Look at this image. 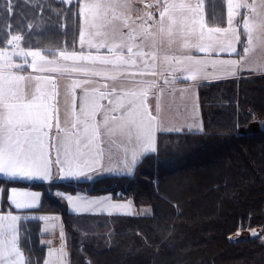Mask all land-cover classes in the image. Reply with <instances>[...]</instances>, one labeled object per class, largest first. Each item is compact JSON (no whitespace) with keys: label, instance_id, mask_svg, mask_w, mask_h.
Segmentation results:
<instances>
[{"label":"trees","instance_id":"1","mask_svg":"<svg viewBox=\"0 0 264 264\" xmlns=\"http://www.w3.org/2000/svg\"><path fill=\"white\" fill-rule=\"evenodd\" d=\"M55 2L67 9V24L32 28L48 43L41 46L47 53L74 49L78 38V6ZM221 3L210 1V21L221 20ZM25 4L17 0L18 18ZM0 12L3 44L12 30L5 31L8 12ZM23 27L26 44L37 46L34 33ZM199 104L203 129L160 133L157 153L144 156L131 175H106L74 185L0 178V185L43 190L39 211L62 214L70 264H264V73L203 81ZM55 186L109 192L135 206L149 205L151 212L107 218L88 226V235L80 238L70 221L73 215L52 191ZM33 223L21 246L32 264H40L44 251ZM251 229L260 235L250 237ZM239 230L248 234L242 237Z\"/></svg>","mask_w":264,"mask_h":264},{"label":"snow or ice","instance_id":"2","mask_svg":"<svg viewBox=\"0 0 264 264\" xmlns=\"http://www.w3.org/2000/svg\"><path fill=\"white\" fill-rule=\"evenodd\" d=\"M5 2L14 7L12 0ZM67 2L70 6L73 3L78 6V51L61 50L58 59L55 55L49 59L40 51H25L24 48H13L9 55L7 49L0 45V174L4 176L51 181L54 164L58 179H79L95 171L97 165L102 166V153L97 147L98 130L86 123L80 128L72 124L70 129H65L60 123L58 111L49 103L55 83L52 79H46L47 75H24L25 66L31 68L33 73H57L56 70L76 64H111L114 59L122 58L131 66L143 63L145 68L151 69L146 74L159 75L164 78V83L170 84L176 79V73H185L183 79L189 81L207 79L209 69L212 74L219 71L234 75L240 63L237 59L220 58V54L239 55L237 44L241 41V33L234 21L239 9L250 7L247 0H227V27H206L204 0H196L195 3L192 0H154V5L150 7H155L158 20L152 11L132 20L128 14L117 12L118 8L128 7L127 3L121 4L118 0ZM252 11H255V7H252ZM242 28L247 44L251 45L252 25L247 18L243 19ZM177 37L184 54H158V40L170 46ZM19 40L21 36L14 35L7 40V44L12 45ZM146 40H151L148 50H144ZM248 51L249 48L245 47L244 52ZM193 52L204 55H194ZM17 56L21 57L22 62H14L13 57ZM157 66L159 73L156 72ZM22 82L30 84L31 90L22 88ZM155 86L150 83L145 94ZM171 131L179 133L181 129ZM108 134L119 135L129 142L135 140L136 147L127 151L119 161L121 169L128 174L133 172L141 157L157 153L156 118L149 111V106L145 111L136 110L119 119L114 118ZM38 196L12 189L10 203L18 210L31 209L36 206ZM65 198L77 208H91L93 205L127 208L129 211L125 214H131L130 205L108 204L107 200L81 201L80 197L74 199L72 196ZM20 219L19 215L11 212L0 214V264H30L20 248L17 226ZM252 235L257 234L253 232ZM63 238L61 230V240ZM64 254L63 246L49 248L50 259L43 264H64Z\"/></svg>","mask_w":264,"mask_h":264},{"label":"crops","instance_id":"3","mask_svg":"<svg viewBox=\"0 0 264 264\" xmlns=\"http://www.w3.org/2000/svg\"><path fill=\"white\" fill-rule=\"evenodd\" d=\"M144 0H118L119 3H127L128 7L126 8H118L117 12L128 14L130 17L133 16L132 20H136L138 16L143 17L147 12V8L143 5ZM154 3V0H150ZM212 0H204V17L206 27H227V0H220L221 6L218 7V12L220 16H222L220 21L212 22L209 19L208 11L209 4ZM261 0H247V2L258 3ZM196 0H192V3H195ZM264 2V0H263ZM240 10V11H239ZM239 15L244 17L246 11L249 13L252 12V7L250 8H241L239 9ZM159 16L157 17V20ZM136 26V25H133ZM9 27V26H8ZM155 31V29H153ZM22 32V31H21ZM79 33V29H78ZM26 34V33H25ZM24 33H19L21 36V40H19V46L27 50L43 49V47L39 46H28L26 44V37ZM12 36L11 33L7 35L4 39L2 45L3 48L9 49L12 45L7 44V40ZM79 35L75 44L74 49H69L67 51L79 50ZM151 44V40L145 41L144 50H148V45ZM156 51L159 55H182L183 50L180 48L179 37L176 38V42L171 44L170 46L165 43H160L157 41ZM242 42L240 41L237 44V49L239 55L228 53L220 54V58L225 59H237L240 61L236 66L235 74L226 73V72H216L212 74V70L209 69V75L207 79L198 78L196 81H189L183 79L185 73H176V79L170 83H164V78L159 75H148L146 73L150 72L151 69L145 68L143 63H137L135 66H131L126 62H123L122 58H116L109 63H83L76 64L75 66L65 67L59 70H56L57 73H33L31 68L26 67V71L23 73L24 75H28L32 73L33 75H47L46 79L53 80L55 83L54 94L51 95L50 105L53 109L58 111L59 120L61 125L65 129H70L72 124H75L77 128L86 125L98 130L99 138L97 141V147L102 153V166L97 165L95 171L88 172L87 177H82L79 179L69 178V179H58L56 174L55 165L53 164V172L51 176V181H39V180H26V179H13L3 174H0V178H4L7 180H17V181H26L28 183H63V184H76V183H87L89 184L96 178L106 176V175H131L126 171L122 170L119 166L120 159L126 154L127 151L136 147L135 140L133 139L131 142L120 137L119 135L110 136L108 134V128L111 126L114 118L119 119L125 116L129 112H134L136 110L145 111L147 106H149V111L156 118V128H157V137L160 133H174L175 131H163L160 130V119L158 117V111H164V108L160 107L159 97L160 95L170 94L172 88L176 87L179 89L182 86H186L188 84H196L198 90L199 85L203 81L224 78V77H235L240 76L245 73H254V74H262L263 70H256L245 68L248 66L249 61L246 60V53L244 52V48L241 47ZM47 53L41 51L49 59L53 58L55 55L58 59V53ZM194 55L203 56L202 53H195ZM31 60V58H28ZM14 62L22 61L21 57H13ZM63 63V62H62ZM246 63V66H245ZM119 65L118 67H114L113 65ZM160 68L157 66L156 72L159 73ZM150 83L155 84V87L151 88L150 92L146 93L147 87ZM190 86V85H189ZM189 86H186L188 88ZM21 87L26 91L31 90L30 84H24L22 82ZM200 109V104H199ZM200 116H201V111ZM202 119V118H201ZM203 122V121H202ZM204 126V125H203ZM162 127V126H161ZM163 127L164 124H163ZM203 129V128H202ZM201 129V130H202ZM200 130V131H201ZM54 131V129H53ZM188 131V130H183ZM182 132V131H181ZM193 132V131H191ZM197 132V131H196ZM147 155V154H146ZM143 157H141L142 159ZM140 159V160H141ZM139 160V161H140ZM138 161V162H139ZM137 162V164H138ZM12 189H15L20 192H28L39 194L38 199H35L36 206L31 209H16L10 203V195ZM53 193L56 194L61 200L64 202L66 207V212L77 214V215H90L92 213H97L100 210L101 206L93 205L91 208L88 207H75L74 205H70L65 197L72 196L74 199L76 197H80L81 201L84 200H99L104 201L107 200L108 204L114 205H130V212L132 211V204H134L129 199H117L112 193L106 192L101 194H92L89 192L88 187L85 188H76L75 190H70V188L55 186L52 189ZM62 194V195H58ZM29 199H33L29 197ZM43 200V190L32 187L30 185L22 186V185H9L5 189L0 185V214H8L11 212L13 215H19L21 219L17 222L19 238H20V248L21 251L27 261L28 257L21 246V241L28 236V229L34 225L33 222H37L40 232V244L43 246L44 254L42 259H40V264L46 259H50L48 256L49 248H56L55 244L59 243V234H61V230L64 233V220L61 213H43L39 211V207ZM121 209L120 212L113 214H122L129 211L127 208H117ZM105 213V212H103ZM40 217H45L46 219H40ZM55 218V219H50ZM54 225V227H53ZM31 226V227H30ZM61 242L64 246V256L63 262L64 264H70L69 250L68 245L64 241ZM51 242L50 244L48 242ZM31 260V259H30ZM32 264V261H29ZM35 263V262H34Z\"/></svg>","mask_w":264,"mask_h":264},{"label":"rangeland","instance_id":"4","mask_svg":"<svg viewBox=\"0 0 264 264\" xmlns=\"http://www.w3.org/2000/svg\"><path fill=\"white\" fill-rule=\"evenodd\" d=\"M36 1L27 0V3L25 4V11H23L24 14L21 15L22 19L15 16L17 9V0H12L14 7H10L9 4L5 2V0H0V9L4 12H8V14L5 15V20L7 21L5 25L6 32L7 29H9L8 26H11L12 36L18 35L19 33H23L20 32V29H22V27L25 25L23 29H26V31L28 32L30 31L34 33L33 36L35 41L37 42L36 45L41 47L46 46L48 43L43 42L44 40L42 36H40L39 39V35L32 28L35 29L38 26H42L44 24H53L55 22H58V26L59 23L62 24L61 27L63 28L67 24L68 11H66L67 9L64 6L61 7L60 5H58V3L55 2L56 0H41V2H38V4L36 3ZM247 3L250 7H255V11L249 13L247 10L244 17L237 15L234 21V23L237 25V30L241 33V47L249 48V51L246 53V60L249 61V64L245 68L254 70H256L257 68L258 70H263L262 72H264V2L263 0H261L258 3ZM29 6L32 9H30ZM42 17L46 20L42 21ZM132 18L133 16H131V19ZM244 18H247L252 25L251 45L247 44V37L243 34L242 21ZM19 23H21L23 26L18 27ZM1 31L2 28H0V32ZM29 43L32 44L35 42L29 41ZM13 48H21L19 46V41H15L12 44V47L7 49L9 55L12 54ZM37 51H40V49H37ZM41 51L45 52L44 49H41ZM16 62L20 63L22 61ZM186 86L189 87L186 88ZM186 86H182L179 89L174 87L172 88L170 94L160 95L159 104L160 107L164 108V111H158L157 114L160 119V125L162 124V127L160 126V130L172 132L171 130L180 128L181 131H200L203 128L204 124L199 112V90L194 83L188 84ZM163 124L165 127H163ZM132 207L133 208L130 216L144 215L151 212V206L149 205L135 206L134 204H132ZM100 208V210H96L99 212L92 213L90 215H77L71 213L73 216L70 218V221L80 238L82 236L86 237L88 235V226H98V224H100L101 222L106 221L107 218L115 217L117 215H128L125 213L113 214L120 212L121 209L108 208L105 206H101ZM246 233L248 234V232H243L240 236L244 237L246 236ZM59 235V243L55 244V246L60 248L64 245L61 243L63 242L61 240V234ZM65 240L66 236L64 238V241Z\"/></svg>","mask_w":264,"mask_h":264},{"label":"built area","instance_id":"5","mask_svg":"<svg viewBox=\"0 0 264 264\" xmlns=\"http://www.w3.org/2000/svg\"><path fill=\"white\" fill-rule=\"evenodd\" d=\"M143 4L147 8V12L148 11H152L153 14H154L155 19H157L158 13L156 12L155 7H150V6L154 5V3L152 1H150V0H144Z\"/></svg>","mask_w":264,"mask_h":264},{"label":"water","instance_id":"6","mask_svg":"<svg viewBox=\"0 0 264 264\" xmlns=\"http://www.w3.org/2000/svg\"><path fill=\"white\" fill-rule=\"evenodd\" d=\"M253 232H255V233L257 234L256 236L260 235V233H261L260 230H258V229H251V230L249 231V236H250V237H256V236H253V235H252ZM237 234L241 235V234H242V231L239 230V231L237 232ZM233 237H236V235H234ZM263 237H264V236H263Z\"/></svg>","mask_w":264,"mask_h":264}]
</instances>
